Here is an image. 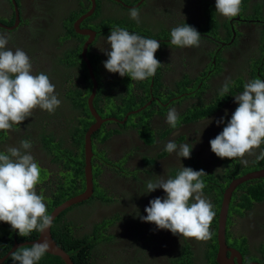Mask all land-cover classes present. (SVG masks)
Segmentation results:
<instances>
[{"label":"flooded vegetation","instance_id":"af4514ba","mask_svg":"<svg viewBox=\"0 0 264 264\" xmlns=\"http://www.w3.org/2000/svg\"><path fill=\"white\" fill-rule=\"evenodd\" d=\"M13 1L17 11V25L13 29H7L13 25L15 15L10 0H5L6 5L1 4L0 6V24L5 27H0V34L10 37L8 42L10 45H15L27 51H41L43 58L32 69L36 70V73L43 72L49 76L50 81L55 85L58 99L61 100V105L56 109L54 114L36 109L32 117L23 121L25 126L24 132L34 147L33 150L30 149L28 151L33 155L41 171L44 172L49 169L43 167L41 164H48L50 159H54L55 155L43 149L40 140L44 141V139L42 137L41 139H37L40 136H37V134L43 132L42 129H45L46 125L55 123L60 127V134L51 137L63 139L65 144H69L72 142L69 135L70 128L73 125H75L72 127L73 129L82 126L80 122H75L72 125L70 122H55V120L48 118L62 116L61 118L68 119L71 105L70 98L76 100L83 98L87 108V100L91 94L92 87L90 86L89 93L86 95L75 94L77 90L84 92L83 90L87 89V81L88 79L90 80L84 59L88 62L95 83L96 79L103 83L106 75L101 69V64L108 59L104 50L110 51V45L106 41L112 28H124L130 33L158 41L160 48L155 53V58L160 61L161 66L157 69L155 76L150 77L147 81L148 100L142 104L141 108L145 109L151 103L153 106H149L145 110V113L137 112L132 114V111L126 113L124 116L132 115V119L127 120L128 116L125 119L127 121L125 125L119 124V122H113V125H106V123L111 122L104 120L100 124L99 129H103L107 134L110 132V135L104 138L95 131L90 136L91 150H106L105 147L107 146L108 150H124L123 153H125L121 157L124 169L112 165H107L103 169L104 162L102 161L101 163L93 159L94 168L98 166L100 169L99 174L95 177V183L97 185L100 184L105 191L108 189L116 191V195L120 198L118 200L116 197H111L113 195L107 193V202L110 204V212L108 213L111 214L113 212L115 215V220L105 226L108 234L112 235L109 243V253L114 257L110 261L117 262L118 264H138L134 258L136 257V251H139L142 253L139 259L143 260L144 264H174V258L178 257L179 249L183 246V242H187L191 250H194V247L200 243L202 245L199 252L202 255L196 254L195 258H192V264H206L202 259L204 249L206 248V241L198 243L191 239H179V236L173 235L169 230L157 229L156 225L143 222L140 219L141 216L147 215L145 208L149 206L150 200L157 197V190L146 193V185L149 180L155 182L158 176H165L168 173L169 167L180 170L183 167H190L196 171L204 170L207 175L201 177L206 185L203 189V194L206 196V199L211 201L213 211L216 213L210 227L212 238L209 242L212 244L214 241L216 244L217 217L222 193L234 178L239 177V174L233 177L232 170L234 169H227L226 165L233 166L234 162H238L240 166L242 164L239 158L229 160L217 157L211 151L209 142L222 132L223 127L231 119L232 113L238 107L234 96L242 93L244 84L256 78L264 80V18L259 19L258 16H253L251 11L240 12V15L230 20L218 14V16L216 15L217 23L213 24L211 35L201 34V45L199 47L177 48L170 44V31L172 28L177 27L176 17L181 23L180 26L185 24L189 26L197 25V20L201 18L203 22L205 18L202 16L204 11L200 10V8L202 6L201 3L207 0H196L198 5L197 10L192 11L191 16L190 14H186L188 17H182V19L179 10L181 9V5H186V2L182 1L181 3L175 1L177 5L172 6L171 4L174 0H118V2L114 0H98V7L96 8L94 0L95 8L93 14L78 23L77 31L73 29V24L82 14L88 11L90 6L88 0H86V4L82 5L79 3L80 1L75 0ZM211 1L214 3L213 6H215V1ZM263 2L264 0H257L258 4ZM132 8L139 10V23L130 18L129 11ZM81 9H84V11L80 13ZM96 10L99 13L104 12L102 19L106 17L107 22L98 18L94 19L93 16ZM185 10L186 7H184ZM116 11L118 12L114 15ZM71 13L78 14V16L69 20L68 14ZM32 14L37 15L39 21L35 22L36 20H32ZM109 18H114V20H108ZM258 44L259 46H257ZM247 52L252 57H249L246 54ZM184 53L190 56L193 63L194 74L189 77H186L184 74L180 75L178 67L171 65L173 60H176L179 56H183ZM128 82L134 88L136 87V83L145 84L146 81H132L129 78ZM225 82H228L230 85L229 92L225 94L227 99L218 108L210 109L208 113L199 119L187 120L184 117L186 116L185 112L194 106L200 104L210 106V108L216 106L217 102L215 100L220 99V90ZM109 84V82L104 83V85ZM141 95L143 97L144 93H141ZM94 99L95 93L92 101ZM97 104L100 107L97 113L100 118H115L116 112H113L112 108H117V105H119L117 98L114 99L104 93L99 97ZM168 106L175 108L179 115L177 127L175 129L171 126L165 128L167 125L166 119L160 123L161 128L157 127L160 128L164 136L169 134L168 137H170L177 130L181 129V132H187L193 126H199L197 134H193L192 138L195 139V143L200 142L202 147H206L205 151L209 154V159L205 160L203 164L199 162V158L202 156H195L192 152L191 155L193 157L188 158V161L184 158L179 166L178 163L172 166L175 162L173 159L174 154L155 153L148 150L145 154L138 156L135 149L137 142H133L118 133L117 128H120L121 130L128 131V133L133 132L137 136L138 129L146 127L147 129H145L151 138L150 144L155 143L157 133H152V126H154L151 124L154 118L153 115L155 112H158V115H160ZM107 109L111 110V112H109V115L103 116L104 111ZM86 111H88V108ZM83 114L82 117H86ZM76 116L80 115L76 114ZM141 116L143 118H153L152 120H147L148 122L143 123L141 127H138L136 126L137 120ZM221 118H223L224 122L217 124L216 121ZM208 120L212 122L208 123ZM32 123L38 124L39 130H36ZM118 124L122 127L117 126ZM66 131L68 133H65ZM75 133H80V131H76ZM45 135L47 134L45 133ZM141 140L143 139L141 138ZM10 144H12L11 140ZM37 144L38 148L36 149ZM140 144L143 145V142H140ZM2 145L4 144L0 143V148ZM261 151L264 150H258L255 156H259ZM210 153L212 154L210 155ZM170 156L173 158L171 159ZM251 158L247 161L249 162ZM213 159H216L220 164L214 162ZM159 162H165L163 164H165L166 170L158 171L157 166ZM50 163L58 164L59 162ZM193 163L196 164V168ZM218 168L219 170L216 171ZM49 171V174L46 173V176H40V183L36 186L38 193L40 186L49 178L54 177V174L58 173L59 168ZM100 178L102 179L101 181L98 180ZM225 179L228 182H225ZM50 185L52 183L49 182L43 194L46 193L48 196L49 189L47 188ZM208 185H214V187L224 186L220 198L216 197L213 193L214 190L205 193ZM238 186L230 193L227 205L224 225V243L227 248L225 255L226 258L231 257L233 264H264V200L252 202L246 208L245 201L246 198H249V195L245 194ZM91 198L92 196L88 200ZM214 198L218 201L217 205ZM84 203H81V205ZM94 203L98 204L100 200L95 199ZM244 203L245 206L243 207ZM81 205H77L70 214H75L76 216L81 210ZM100 214L101 212L98 211V215ZM75 220H77V223L74 225L73 230L77 224L82 228L88 229L89 232L94 228L92 223L95 220L93 222L92 220L82 222V219L80 220L77 216ZM1 223L0 226L3 227ZM147 229L153 230L154 233L150 235L145 244L142 233ZM10 230L12 243L8 251L15 247V243L20 244L23 242L21 241L23 238L17 231L12 230L11 227ZM111 231L113 232L111 233ZM115 231L116 233H114ZM118 231H121V233H117ZM72 235L77 236L74 232ZM162 235H164V240L169 244L163 241ZM6 236L9 235L0 236L1 250L5 247V241L8 240L2 241V238ZM137 242L145 246L144 250L149 253V256L145 257L144 250L141 247L137 249ZM146 246H151L152 248H147ZM216 251L217 245L214 252V262ZM188 252L189 249H185L180 257L185 256ZM231 252H234V254H231ZM95 259H98V257H95ZM189 259L185 262L186 264H188Z\"/></svg>","mask_w":264,"mask_h":264},{"label":"clouds","instance_id":"9594fccd","mask_svg":"<svg viewBox=\"0 0 264 264\" xmlns=\"http://www.w3.org/2000/svg\"><path fill=\"white\" fill-rule=\"evenodd\" d=\"M241 5L242 0H215V12L230 20L240 14ZM129 15L137 23L140 22L137 8L130 9ZM170 36V44L177 48L200 46L201 34L187 24L172 28ZM9 39V36L0 34V131L5 133L13 131L32 117L34 110L54 114L61 105L49 76L43 72L33 74L31 60L23 50L6 48ZM106 42L110 45V51L104 50L108 57L104 67L110 73L128 76L132 81H146L154 77L161 66L155 58L160 48L155 39L115 27L111 29ZM147 84L146 81L142 85ZM229 87V83L225 82L220 95L227 94ZM234 98L238 107L222 132L209 143L217 157L229 160L239 158L241 164L247 166L248 161L243 158L253 155L254 150L264 144V80L256 78L245 83L242 93ZM152 118L148 117L147 120ZM178 119L176 109H169L166 123L175 129ZM116 122L119 121L116 119ZM211 122L208 120V123ZM223 122V118L216 121L217 124ZM138 131L137 136L141 140ZM142 141L151 143L144 139ZM31 148L30 141L22 140L19 147H8L6 153L0 152V222L9 224L21 237H28L33 231L43 234L51 228L53 221V217L48 214L45 197L36 192L41 169L28 151ZM164 150L175 154L177 159L190 158L192 145L183 143L178 146L169 141ZM96 160L106 163L101 157ZM256 160H264V151L260 152ZM205 175L202 169L196 171L183 167L175 178L158 176L155 182L149 180L146 193L163 189L166 196L150 200L149 206L145 208L147 215L140 219L183 239L197 242L210 240V227L216 213L211 201L203 195L206 185L201 177ZM49 250L48 240L43 239L30 247L22 246L12 252L11 259L14 264H38Z\"/></svg>","mask_w":264,"mask_h":264},{"label":"trees","instance_id":"16d2710c","mask_svg":"<svg viewBox=\"0 0 264 264\" xmlns=\"http://www.w3.org/2000/svg\"><path fill=\"white\" fill-rule=\"evenodd\" d=\"M86 1V0H85ZM215 1V0H214ZM96 2V8L97 6V2L98 0H95ZM89 3V0H88ZM82 5V2L80 3ZM213 2L211 0H207V1H203L201 3V8L200 10H203V15L204 18V24H205V28L200 30V28L197 27V25H192V27H194L200 34H207V35H211V31L213 30V24L217 23V18L216 15L218 16V13L215 12V6H213ZM84 9L80 10V13L83 12ZM247 11H251L253 13V16H258L259 19H263L264 18V2L261 4L257 3V0H242V5H241V11L240 12H247ZM261 14V15H257V14ZM116 15V14H114ZM240 15V14H239ZM76 16H78V14H68V19L72 20L73 18H75ZM94 19L98 18L104 21L106 20V17L104 19L103 18V14L99 13L97 10L94 13ZM108 20H114V18H109ZM132 24V23H131ZM130 77L125 76V77H119L117 79L116 82H114V85H104V83L106 81H104L103 83L100 82L99 80L96 79V90H95V99L94 101H92V106L93 109L95 110L96 113H98V110L100 109V107L97 104V101L99 100V97L102 96L104 93L107 94V96H111L114 99H118L119 100V105H117V108H112L113 112H116V116L115 118L118 120H122L124 115L130 111L136 110L137 108H139L140 106H142L143 103H145L148 100V91L147 88L148 86L146 85H142V84H137V89L134 90V88H132V90H127L129 87V82L128 79ZM102 84H100V83ZM90 86H91V82L88 79L87 81V89L83 90L84 92H82V90L80 91H75V94H80V95H86L89 93L90 90ZM141 93H144V96L142 97ZM70 113L68 114V119H64L66 120L65 122H70L72 125L75 122H80V124L82 126H80V128H72L75 125H73L70 130H69V135H70V140H74V137L76 135V138L78 139V134L75 133L76 131H80L82 132V134L87 130V128L93 123V119L91 117H89V112L86 111V106L84 103V99H72L70 98ZM227 99V96H221L220 99L215 100V102H217L216 106L210 108V106H203V105H198V106H194L192 109L187 110V112H185L186 116H184L187 120H195V119H199L202 116H204L206 113L209 112L210 109H214V108H218V106ZM107 102H109L107 100ZM149 106H153L152 103ZM148 106V107H149ZM145 108L143 110H140L139 113H145V110L148 109ZM208 110V111H206ZM109 112H111V110H105L103 113V116L105 115H109ZM82 113H84L83 115L86 117H82ZM76 114H79L80 116H76ZM138 116V114H136ZM129 116V117H128ZM128 119L130 120L132 119V115H128ZM61 117L58 116H54V117H50L48 119H52L55 120V122H63V120L60 119ZM89 118H91L90 120H88ZM60 119V120H59ZM83 120V121H82ZM147 118H141L137 120V124L136 126L141 127L143 123H147ZM127 123V121H124L123 125H125ZM119 127H122L121 125H117ZM100 127V126H99ZM146 128V127H145ZM140 129L138 131L139 136L144 139V140H148L151 141V138L149 137L148 133H147V128L146 129ZM99 129V128H98ZM42 134H44L43 136H39L37 139H41V137L44 139L46 136L45 133L41 132ZM41 133H38V135H41ZM65 133H68L67 131ZM96 133L101 134L102 137H106L110 135V132L107 134L106 131H104L103 129H99L98 131L96 130ZM160 136H164L161 132L159 133ZM103 138V139H104ZM35 140V139H34ZM63 140V139H62ZM42 141V140H40ZM44 142V141H43ZM160 143V142H159ZM70 144V143H69ZM61 147L63 149H68L65 150V154L67 157H69V152H74L73 156H79V150H70L69 146H65L64 145V141H62L61 143ZM93 151V157H92V163H94L93 159H97L98 157H100V155H103L104 152L103 150H92ZM166 153V152H163ZM190 157H193V155H191ZM188 161V158H185ZM191 161V159H190ZM189 161V162H190ZM74 165H68L67 164V160H66V164L65 166L62 168L64 169V171L60 172V170L57 173V176L59 177L58 179H56L55 181L52 180L50 181V183H52V185H50V187H48L47 189H49L48 192V196L45 199V203L47 206V210H48V214L59 204H61L64 200H67L68 198L80 193L83 190V179H82V168H83V162L82 160L80 161V159H75L74 161ZM182 162L178 163V166L181 165ZM194 167H195V163H193ZM198 165V164H197ZM243 167H247V166H240L238 164V162H234L233 166H227V169H234L233 171V177L237 176L239 174L240 171L237 172V170L239 169H243ZM196 168V167H195ZM180 169L178 168H170V172H169V176L171 178H175V176L177 175V173L179 172ZM100 169L99 167H95L94 169H92V183H93V192L92 194L94 195L95 199H102V195L104 194V198L102 200H100V203L96 204L94 203V200L92 201V198L90 200H88L86 203H84L81 205V203L72 205L70 207H68L67 209H65L63 212H61L53 221H52V226L50 228V235L52 240L55 242V244L62 250L64 251L72 264H118L117 262L114 261H110L108 259H103V257H105L106 255L109 254L110 252V240L112 238L111 234H108V231L106 230L105 226L109 225L110 222H113L115 220V215L113 214V212L110 214H104V212H110L109 206L110 204L107 202V192L105 191L104 188H102V186L99 184L97 185L95 183V177L99 174ZM70 173L71 174V182L69 184H66L65 182V178L66 175ZM64 182V184H62V182ZM209 181V179H208ZM225 182H228V180L225 179ZM94 186L97 187V192L94 191ZM215 188H217V191L219 193V196L216 195L217 198H220L221 196V192L224 188V186H218V187H214V185H208L207 187V191L205 193H208L209 191L214 190ZM239 189L243 190L245 194L249 195V198H246V206L245 203L242 205L243 207L245 206L246 208L252 203V202H260L262 200H264V178L262 179H257V180H251L245 183H242L240 186H238ZM156 191V190H155ZM154 191V192H155ZM158 191V189H157ZM216 205L218 204V201L216 198H214ZM94 204H91V203ZM77 205H81V210L79 211V213L76 215L77 218H79L80 220L82 219V222L85 221H90L95 220L92 224L94 225V228L91 229L90 232L85 233V234H80L78 236H73V227H71V225H75L77 223L76 216L75 214H70ZM98 211L101 212L100 215H98ZM67 215H69L68 217H70L71 219L67 220ZM75 218V219H73ZM1 224L10 227L9 224L2 222ZM103 226V227H102ZM38 232L33 231L28 237H22L23 239L21 241L23 242H29L31 240H33ZM163 241L164 240V235L161 236ZM8 239V240H6ZM179 239H183V238H179ZM6 240V241H5ZM2 241H5V247L1 250L0 249V257L4 256V254L8 251L9 246H11V236L9 234V236H6L4 238H2ZM165 243L169 244L168 242L165 241ZM206 248L204 249V256L202 257V259L206 262V264H215L214 262V252L216 250V244L213 243L211 244L209 242V240L206 241ZM27 247H30V245H25ZM137 249H140V247L142 248V250L145 249L144 245H141V243L137 242L136 244ZM19 249V248H18ZM185 249H189V252L183 256L180 257L182 252L184 253ZM17 250V249H16ZM14 250V251H16ZM13 251V252H14ZM199 251L196 250H191L189 244H187V242H183V246L179 249V255L178 257L175 259L174 258V264H186L185 262L189 259L188 264H192V258H195L196 254L198 255H202V253H199ZM138 253V255H137ZM136 253V257L134 258V260L137 261V263L139 264H144V261L139 259L142 256V253H140L139 251H137ZM12 254V253H11ZM11 254L7 256V258L2 262V264H14V262L11 259ZM95 257H98V259H95ZM102 257L103 260H99V258ZM180 257V258H179ZM171 259V258H170ZM202 262V261H201ZM38 264H63V262L56 256H52V255H48L45 253V255L41 258V260L38 262Z\"/></svg>","mask_w":264,"mask_h":264},{"label":"rangeland","instance_id":"374dc122","mask_svg":"<svg viewBox=\"0 0 264 264\" xmlns=\"http://www.w3.org/2000/svg\"><path fill=\"white\" fill-rule=\"evenodd\" d=\"M175 1H177L178 3H181V1L182 2H186V5H181V9L179 10L180 11V13H181V19H182V17H188L186 14H190V16H191V14H192V11H195V10H197V7H198V5H197V2H196V0H194V2H192V0H174L173 2H172V6H176L177 5V3H175ZM1 4H3V5H6V3H5V0H0V6H1ZM104 6H105V4H104ZM103 6V7H104ZM184 7H186V10L184 11ZM107 10H108V7H107ZM170 10H171V8H170ZM169 10V11H170ZM118 11H116L114 14H116ZM101 14H104V12H102ZM24 18H25V16H24ZM31 19L32 20H38L39 19V17L38 16H33V15H31ZM201 20H203L202 18L200 19V20H197V27L198 28H200V29H203L204 28V23L201 21ZM201 21V22H200ZM107 22V21H106ZM176 22H177V26H180V21H179V19L176 17ZM200 45H201V42H200ZM257 46H259V44L257 45ZM256 46V47H257ZM6 48H9V49H12L13 51H15V49H17V48H19V47H17V46H15V45H10V44H7L6 45ZM192 48H196V47H192ZM19 49H21V50H23L28 56H29V58H30V60H31V63H32V68L34 67V65L35 64H37V62H39V60L41 59V58H43V54L41 53V51L40 50H37V51H27V50H25V49H22V48H19ZM209 51V50H208ZM249 57H252L251 56V54L249 53V52H247L246 53ZM171 65H173V66H177L178 67V72L180 73V75L181 74H184L186 77H189V76H191V75H193L194 74V69H193V67H192V65H193V63H192V60H191V58H190V56H188L187 54H183V56H179V57H177V59L176 60H173L172 61V63H171ZM203 67H205V66H203ZM101 69H102V71H103V73L105 72V75H106V78H104V81H106V82H109L111 85H114V82H116L117 81V79L120 77V75L118 74V73H110V72H108L107 70H105V67H104V63H102L101 64ZM32 71H33V74H38V73H36L35 71L36 70H33L32 69ZM179 75V76H180ZM149 79V78H148ZM148 79H146V81H148ZM127 90H132V87H131V84H129V87H128V89ZM134 90H136V88L134 87ZM68 94V93H67ZM163 106H166V105H163ZM155 109V108H154ZM169 109H171V107L170 106H168L167 107V109H165V110H163L162 111V113L160 114V115H158V112H155V114H154V118H153V120H152V125H154V126H152V133H157V136H156V138H155V143H152V144H146L145 142H143L142 140H140L139 139V137L138 136H135L134 135V133L132 132V133H128V131H124V130H121L120 128H117V130H118V133L119 134H121L123 137H126V138H128L129 140H132L133 142H137V146L135 147V149L137 150L136 151V154L138 155V156H141V155H143V154H145L148 150L149 151H153V152H155V153H162V152H166L164 149H165V145L167 144V142H169V141H173V142H175L178 146L179 145H181V144H183V143H188V144H191L192 145V153L195 155V156H202L201 158H199V162L201 163V164H203L204 163V161L205 160H207V159H209V154L205 151V147H202V144L200 143V142H197V143H195V139H193L192 138V135L193 134H197V132H198V129H199V126H197V125H195V126H193L192 127V129L190 130V131H187V132H181V129L180 130H177L175 133H173V135L172 136H170V137H168L169 136V134L168 135H166V136H160L158 133H160L161 132V130H160V128H161V125H160V123L163 121V120H165L166 119V117H167V113H168V111H169ZM156 110V109H155ZM62 117V116H61ZM61 120H63L62 118H60ZM59 119V120H60ZM115 119V118H114ZM116 120V119H115ZM159 120V122L157 123V121ZM63 121H66V120H63ZM109 122H111V123H106V125L108 124V125H113L114 123L113 122H116V121H109ZM32 125L34 126V128L36 129V130H39V127H38V124H33L32 123ZM160 127V128H158V127ZM170 125H166L165 126V128H168ZM164 128V127H163ZM24 129H25V126H24V124H23V122L19 125V126H16L15 127V129L13 130V131H11V132H9V133H3L2 134V131H0V143H3L4 145H2L1 146V148H0V152H4V153H6L7 152V149H8V146L10 147V146H14V147H19L20 146V142L22 141V140H28V141H30L28 138H27V135L25 134V132H24ZM22 130V131H21ZM166 130V129H165ZM216 131H218V130H216ZM78 134V139L76 138V135H75V137H74V140H73V142H70V144H65L64 143V145L65 146H69V148H70V150H79V156L77 157V156H73V154H74V152H69V157H67L66 156V154H65V150H68V149H63L62 147H61V143H62V139H59V138H57V137H51V136H44L45 138H44V142L43 141H41V144H42V146H43V149L44 150H48L49 151V153L50 154H53V155H55V157H53L54 159H50V162H59V163H63L64 161H65V159H67V164L68 165H71V166H73L74 165V160L75 159H80V161L82 160V162H83V134H82V132H80V133H77ZM42 135H44V134H42L41 133V135L40 136H42ZM188 137V138H187ZM7 140H8V142H7ZM10 140L12 141V144H10ZM72 141V140H71ZM140 142H143V145H141L140 144ZM158 142H160V143H158ZM34 144V143H33ZM148 145V146H147ZM33 145H32V150H33ZM38 148V144L36 145V149ZM105 149L106 150H103L104 152H106V153H104V155H107L105 158H104V156L103 155H100V157L102 158V159H104L105 160V162L106 163H104V165H103V169H105V167H107V165L109 164V163H112V166H117L118 168H120V169H124V164L120 161V160H118V161H115V162H113V160L112 159H110L111 157L108 155V153H109V150L107 149V146L105 147ZM256 150V149H255ZM254 150V154L253 155H250V156H245L243 159H246V160H248L249 158H251V160L248 162V164H247V167H243V169H240V172H239V176H241V175H243V174H245V173H248V172H252V171H255V170H258V169H264V160H259V161H257L256 160V157L257 156H255L256 155V153L258 152V150H264V144H262L261 146H260V148H258V150L257 151H255ZM44 152V151H43ZM108 152V153H107ZM167 153V152H166ZM167 154H169V153H167ZM212 153H210V155H211ZM171 155V154H170ZM204 155V156H203ZM108 157H110V158H108ZM171 157V156H170ZM168 158V157H167ZM173 157H171V159H172ZM174 160H175V162L172 164V166H174L176 163H180V162H183V157H181V158H179V159H177V157H176V155L174 154V158H173ZM164 161V160H163ZM213 161L214 162H216L217 164H220V162H218L216 159H213ZM251 162V164H249ZM108 163V164H107ZM163 163H165V162H163ZM163 163H161V162H159V164H158V171H163V170H166L165 169V164H163ZM92 169H94V165H93V163H92ZM168 173L170 172V167L168 168ZM49 170L47 171L46 170V172H44V171H41V173H40V176L41 175H44V176H46L47 174L46 173H48L49 174ZM168 173H166V175H165V178H168V177H170L169 176V174ZM104 174V173H103ZM103 174H102V176H103ZM55 176L54 177H52V178H49L46 182H44V184H42V186H40V188H39V193L37 192V194L38 195H42L43 194V192L46 190V187H47V185H48V183L50 182V181H52V180H56V179H58L59 177L57 176V173H55L54 174ZM99 181H101L102 179L100 178V179H98ZM66 181V182H65ZM65 181H63L62 182V184H64V182L66 183V184H69L70 182H71V174L70 173H68L67 175H66V178H65ZM104 184H106V183H104ZM109 187V186H108ZM94 191L95 192H97V187L96 186H94ZM107 191V193H109L110 195H113V196H111V197H116L118 200H120V198L116 195V191H114V190H112V189H108V190H106ZM213 193L215 194V195H217V196H219V193H218V191H217V188H215L214 189V191H213ZM166 193H164V191H163V189H158V191H157V197H161V198H163L164 197V195H165ZM204 195V194H203ZM43 196L45 197V199H46V197H47V194L46 193H44L43 194ZM110 197V198H111ZM204 197H206V196H204ZM104 198V194L102 195V199ZM102 199H99V200H102ZM93 200H95V197H94V195H92V201ZM91 204H94L93 202L91 203ZM119 204V203H118ZM118 204H116V206H118ZM109 212V211H108ZM108 212H104V214H107L108 215ZM119 213V212H118ZM69 215H67L66 217H67V220H69V219H71L70 217H68ZM11 227V226H10ZM10 227H8V226H5V225H3V227L2 226H0V236L2 235H9L10 233H11V230H10ZM71 227H74V224L73 225H71ZM73 232L78 236V235H80V234H85V233H88L89 231H88V229H86V228H82V227H80L79 226V224H77L76 225V228L73 230ZM113 231H111V233H112ZM121 233V231H118L117 233ZM114 233H116V231L114 232ZM154 233V231L153 230H151V229H147V230H145L143 233H142V237L145 239V244L147 243V239L150 237V235L151 234H153ZM199 243V242H198ZM201 244V243H200ZM200 244H198L196 247H194V250H196V251H199L200 249H201V247H202V245H200ZM147 248H150L151 246H146ZM152 248V247H151ZM136 251V250H135ZM136 253H137V251H136ZM137 255H138V253H137ZM144 255H145V257H147V256H149V253L146 251V250H144ZM112 257H114L111 253H109L108 255H106L105 257H103V259H108V260H111V258ZM102 259V257H100L99 258V260H103ZM149 260H150V258H148Z\"/></svg>","mask_w":264,"mask_h":264},{"label":"water","instance_id":"95a60500","mask_svg":"<svg viewBox=\"0 0 264 264\" xmlns=\"http://www.w3.org/2000/svg\"><path fill=\"white\" fill-rule=\"evenodd\" d=\"M11 1H12L11 3L13 6V9H14L15 19H14L13 25L7 29H13L17 23V11L15 8L14 1L13 0H11ZM114 1L118 2V0H114ZM89 2H90V7H89L88 11L85 12L84 14H82L73 24V29L76 31H77L78 23L81 20H83L84 18L89 17L90 15L93 14V11L95 8L94 0H89ZM0 27H3V26L0 24ZM3 28H5V27H3ZM84 62L88 68V74H89V78L91 81V87H92L91 88V94L87 100V108H88L90 116L93 119V123L87 128V130L83 134V168H82V171H83L82 172L83 190L80 193L68 198L67 200H64L61 204L56 206L49 213V215L53 217V220L62 211H64L68 207L88 200L92 196V192H93L92 172H91L92 150H91L90 136L99 128L100 124L104 120L101 119L97 115V113L95 112V110L92 107V99L94 97L96 83H95L93 76L91 74V71L89 69L88 62L85 59H84ZM142 108H140L136 111H132V114L137 113ZM127 116L128 115L124 116L123 119L121 121H119V123L122 124L125 121V119L127 118ZM106 120L116 121L115 119H106ZM262 178H264V169H258V170L248 172V173H245L239 177L234 178L227 185V187L224 189V191L222 193V199H221L220 208H219L218 217H217V230H216L217 251H216V255H215L216 264H233V262L231 261V257L226 258L225 253L227 251L226 250L227 248H226L225 243H224L225 216H226L227 205H228L230 193L234 190V188L236 186H238L242 183H245V182L251 181V180L262 179ZM43 239H47L49 242V245H50V250L46 254L58 257L63 262V264H72L68 255L64 251H62L55 244V242L52 240L51 235H50V229L46 230V232L43 234L38 232L36 237L29 242H22L20 244L15 243L14 248L10 249L9 251H7L4 254V256L0 257V264H2V262L7 258V256L10 255L16 248H18L20 246H25V245L31 246L33 243L38 242V241L43 240ZM231 254H234V252H231Z\"/></svg>","mask_w":264,"mask_h":264},{"label":"crops","instance_id":"0c3cea01","mask_svg":"<svg viewBox=\"0 0 264 264\" xmlns=\"http://www.w3.org/2000/svg\"><path fill=\"white\" fill-rule=\"evenodd\" d=\"M75 1H80L79 3L82 2V4H86L87 3L85 0H75ZM10 2H12V1L10 0ZM32 15L33 16H37V15H34V14H32ZM37 21H39V19L38 20L36 19L35 22H37ZM140 108H141V106L139 108H137L136 110H138ZM44 128L45 129H42V131L44 133H46L48 136H58L60 134V127L57 124H55V123H52L50 125H46ZM123 151L124 150H109V153L108 152L107 153L111 157V158L110 157L109 158L112 159L113 162H115V161L120 160L121 157L123 156V154H125V153H123ZM104 153H106V152H104ZM105 156H107V155H105ZM65 164H66V160H65V162L60 163V164L59 163L58 164H52V163L49 162L48 164H44V165L41 164V165L43 167L49 169V170H56L57 168H59L60 172H62V171H64V169H62V168L65 166Z\"/></svg>","mask_w":264,"mask_h":264},{"label":"bare ground","instance_id":"6f19581e","mask_svg":"<svg viewBox=\"0 0 264 264\" xmlns=\"http://www.w3.org/2000/svg\"><path fill=\"white\" fill-rule=\"evenodd\" d=\"M16 25H17V23H16Z\"/></svg>","mask_w":264,"mask_h":264}]
</instances>
